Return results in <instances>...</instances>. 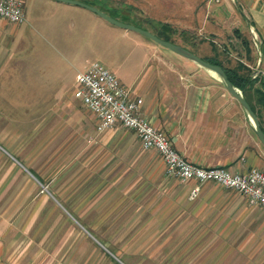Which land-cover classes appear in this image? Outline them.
Instances as JSON below:
<instances>
[{"label":"crops","instance_id":"1","mask_svg":"<svg viewBox=\"0 0 264 264\" xmlns=\"http://www.w3.org/2000/svg\"><path fill=\"white\" fill-rule=\"evenodd\" d=\"M32 1L26 0V11ZM76 1L168 39L202 59L220 62L238 75L245 73L241 69L245 66L251 81L243 89L236 88L264 131V0H150L145 5L148 11L126 0ZM54 6L97 25L107 39L111 32L119 34L118 62L104 66L132 89L133 97L143 100L142 115L188 161L204 168L224 167L233 175L253 168L264 171V146L254 123L217 74L84 7L62 2ZM13 34L11 26H0V79L14 60ZM210 50L212 55L207 56ZM89 65L77 70L78 74ZM255 72H259L257 78H253ZM85 108L73 103L54 107L56 115L65 116L43 121L33 132L0 120V252L14 242L12 234L30 224L24 222L31 218L29 210L50 204L66 211L89 237L124 264L120 259L127 254L118 253L117 258L109 240L98 236L94 226H121L118 234L131 240L123 228L137 216L128 223L120 205L111 204L109 194L126 192L127 178L143 174L150 175L151 193L157 195L150 202L154 210L150 219L160 228L151 234L149 247L139 248L149 249V256L158 264L169 258L173 259L170 264H206L212 257H239L237 244L224 251L220 243L254 242L255 237H264L262 207L250 206L243 197L213 183L200 185L198 196L192 199L197 183L166 179L165 165L155 154H111L116 140L120 145L124 139H117L113 129L98 133L94 116ZM83 148L86 152H81ZM128 159L134 163L131 169ZM142 239L141 227L133 241ZM207 242H214V247L206 249ZM199 243L203 245L197 246ZM213 264L220 263L215 260Z\"/></svg>","mask_w":264,"mask_h":264},{"label":"rangeland","instance_id":"2","mask_svg":"<svg viewBox=\"0 0 264 264\" xmlns=\"http://www.w3.org/2000/svg\"><path fill=\"white\" fill-rule=\"evenodd\" d=\"M126 1L148 11L145 5L148 7L150 0ZM56 3L54 0H34L28 3L26 24L16 25L0 19V26H11L14 29L15 40L10 47L14 50V60L0 79V120L4 124H13L16 129L33 132L43 121L65 116L56 115L54 107L73 103L82 109L85 108L74 95L77 70H83L85 64L93 62L107 67L118 62L117 49L121 42L118 33L111 32L110 38L107 39L97 25L58 9L54 6ZM23 27H26L25 32L21 31ZM209 52L207 56L212 55V51ZM113 131H116L117 139L123 138L125 142L121 140L118 145L116 140L115 147L112 146L109 150L111 154H124L129 157L136 153L150 152L155 154L160 164L164 163L155 150H143L133 131L121 126L114 127ZM81 152H86L85 148ZM127 166L131 169L134 163L128 159ZM164 176L174 183H179L167 176L166 168ZM148 177L150 175L143 174L127 178L126 192L109 194L111 204L120 205L121 214L125 212L128 223L132 220L131 217L137 216L136 220H132L123 228L128 238H131L130 241L123 240L124 237L118 234L121 226H94L98 236L109 240L117 258L118 253L127 254L120 259L124 264H158L157 259L149 256V249L139 248L149 247L151 234L160 228L150 219L154 213L150 202L154 201L157 195L151 193ZM219 187L246 200L237 191L220 185ZM262 209L264 210L263 207ZM27 213L31 218L25 219L24 222L30 224H24L22 230L19 228L18 232L12 234L15 236L14 242L0 252V264H122L89 237L62 208H54L49 204L45 209L29 210ZM140 217L142 221L138 220ZM123 221L125 220L122 219L121 223ZM141 227L143 239L133 241L135 233L138 234ZM204 244L209 250L215 243ZM220 244L224 251L238 245L241 255L233 258H208L206 264H213L215 260L220 264H264L262 235L255 237L254 242ZM199 245L202 246L203 243L197 246ZM135 246L138 248H134ZM142 253L148 254L142 257ZM168 260L170 261L163 259L160 264H170L173 259Z\"/></svg>","mask_w":264,"mask_h":264},{"label":"built area","instance_id":"3","mask_svg":"<svg viewBox=\"0 0 264 264\" xmlns=\"http://www.w3.org/2000/svg\"><path fill=\"white\" fill-rule=\"evenodd\" d=\"M211 1L219 3L221 0ZM0 19L16 25L26 24V0H0ZM254 44L259 52L255 33ZM258 75L259 72L253 73V78ZM74 95L94 116L98 133L121 125L136 134L144 150H155L159 154L167 176L181 184L195 181L197 186L191 191L192 199L198 196L200 185L213 182L242 194L250 206L264 208L263 170L253 168L246 174L233 175L224 167L204 168L191 163L176 151L164 132L142 115L143 100L133 97L132 89L103 64L93 62L78 74Z\"/></svg>","mask_w":264,"mask_h":264},{"label":"water","instance_id":"4","mask_svg":"<svg viewBox=\"0 0 264 264\" xmlns=\"http://www.w3.org/2000/svg\"><path fill=\"white\" fill-rule=\"evenodd\" d=\"M54 1L84 7L85 9L95 13L96 15H98L102 19L106 20L107 22L111 23L112 25H115V26L122 28V29H125V30H130V31L140 33L141 35L155 41L156 43L170 49L171 51H173V52H175V53H177V54H179V55H181V56H183L189 60L194 61L195 63H197L201 67H204V68L214 72L215 74H217L219 76V78L221 79V81L223 82L226 90L235 99H237L240 102V104L244 107V109L248 113L249 117L251 118V120L254 123L256 135H257L258 139L260 140V142L262 143V145L264 146V131L262 130V128L260 126V122L258 120L257 115L255 114V112L253 111V109L251 108V106L247 102V100L244 98L242 92L239 91L233 85V83L229 80V78H228L225 70L223 69V67H221L219 65L212 64V63L198 57L194 53L182 48L179 45H175L169 41L162 40L159 37H157L156 35L150 33L149 31H146V30L141 29L139 27H136L134 25H130V24L118 21L115 18H113V17L107 15L106 13L102 12L101 10H99L96 7L89 6L87 4H84V3L76 1V0H54Z\"/></svg>","mask_w":264,"mask_h":264},{"label":"trees","instance_id":"5","mask_svg":"<svg viewBox=\"0 0 264 264\" xmlns=\"http://www.w3.org/2000/svg\"><path fill=\"white\" fill-rule=\"evenodd\" d=\"M167 41H169L168 39H166ZM246 42V41H245ZM247 45H249L248 42H246ZM247 52H250V48L249 46H247ZM212 64H215V65H219L221 67H223V69L225 70L229 80L233 83V85L235 87H238V88H245V86L251 81L250 80V75L248 73H250V71L245 67V66H241V69H243L245 71V73L243 75H238L237 71H230L229 69L225 68L223 66L222 63L220 62H217L215 60H212V59H204ZM247 73V74H246Z\"/></svg>","mask_w":264,"mask_h":264}]
</instances>
